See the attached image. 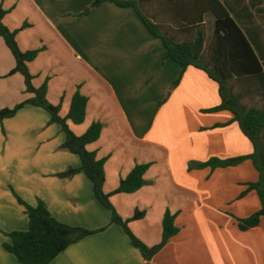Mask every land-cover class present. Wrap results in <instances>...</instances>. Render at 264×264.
I'll return each instance as SVG.
<instances>
[{
	"label": "crops",
	"instance_id": "crops-1",
	"mask_svg": "<svg viewBox=\"0 0 264 264\" xmlns=\"http://www.w3.org/2000/svg\"><path fill=\"white\" fill-rule=\"evenodd\" d=\"M137 8L175 40L211 41L215 0H134ZM228 12L260 60L264 74V0H216ZM0 0L3 23L15 30L32 85L46 83L47 100L66 116L76 90L86 96L85 118L70 122L83 134L102 129L86 145L105 158L103 190L131 232L151 247L161 239L166 210L179 231L151 259L153 264H264V219L240 230L239 218L260 209L248 183L258 180L250 159L225 167H191L211 158L248 155L252 144L220 102L217 83L201 69L181 71L133 7L106 0ZM0 37V109L31 96ZM175 86L172 83L178 78ZM255 106L261 101L255 98ZM65 133L44 109L26 104L0 124V264H21L3 247L4 233L24 230L27 216L12 189L27 203L44 202L57 220L89 230L104 228L65 248L49 264H146L124 230L94 197L78 155L62 148ZM148 163L147 183L114 193L135 164ZM135 210L144 211L132 219Z\"/></svg>",
	"mask_w": 264,
	"mask_h": 264
},
{
	"label": "trees",
	"instance_id": "trees-1",
	"mask_svg": "<svg viewBox=\"0 0 264 264\" xmlns=\"http://www.w3.org/2000/svg\"><path fill=\"white\" fill-rule=\"evenodd\" d=\"M106 0H91V7L98 6ZM118 6L133 7L147 30L161 40L167 56L176 62L181 71L188 66L203 70L218 86L220 102L209 111L228 110L233 115L241 132L252 144V152L248 155L226 159L211 158L206 162L190 164L189 167L233 166L245 159H250L258 172V180L248 183V188L256 191L260 200V209L245 218L237 220L240 230L257 226L264 219V74L260 60L254 53L248 40L229 16L226 9L215 0L218 10L214 11L213 34L211 41L205 47V38L200 33L195 40H175L155 22L151 21L138 8L134 0H111ZM7 10L0 7V37L14 58V67L9 74L18 72L22 75L25 92L31 96L13 107L0 109V124L5 118L15 115L18 109L26 104L40 107L50 115V122L60 124L65 133L62 148L78 155L80 166L70 167L58 174L60 177H70L82 171L90 180L92 192L96 200L110 212V222L118 224L129 237L132 245L138 249L146 260L151 262L152 256L164 247L178 233L179 227L174 223V214L165 211L162 218L160 241L149 247L137 238L129 229L127 220L122 219L110 201V193L103 190L105 158H97L94 151H89L86 145L98 139L102 124L92 122L81 135L74 134L68 125L81 123L85 118L87 98L76 90L72 96L66 116L59 114V106L50 103L46 98V83L40 87L32 85V75L28 70V62L38 54V49L22 51L15 39L16 31L10 30L3 17ZM178 77L172 86H175ZM258 97L260 106H255ZM148 163L135 164L130 172L120 179L114 193H130L147 183L144 174ZM17 202L23 206L27 216V227L24 230H13L4 233L9 241L3 242V247L21 264H49L60 252L70 244L104 228L89 230L81 226H72L57 220L47 209L44 202L37 199L34 205L24 201L13 189ZM144 211L135 210L132 219H140Z\"/></svg>",
	"mask_w": 264,
	"mask_h": 264
},
{
	"label": "rangeland",
	"instance_id": "rangeland-1",
	"mask_svg": "<svg viewBox=\"0 0 264 264\" xmlns=\"http://www.w3.org/2000/svg\"><path fill=\"white\" fill-rule=\"evenodd\" d=\"M188 168H190L189 165H188ZM175 225H176V224H175ZM72 226H75V225H72Z\"/></svg>",
	"mask_w": 264,
	"mask_h": 264
}]
</instances>
